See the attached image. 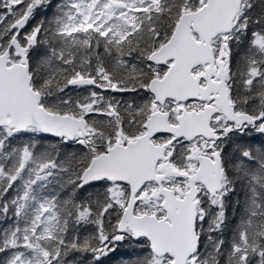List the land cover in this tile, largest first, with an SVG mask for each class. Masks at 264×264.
<instances>
[{"label": "snow or ice", "instance_id": "obj_1", "mask_svg": "<svg viewBox=\"0 0 264 264\" xmlns=\"http://www.w3.org/2000/svg\"><path fill=\"white\" fill-rule=\"evenodd\" d=\"M0 264H264V0H0Z\"/></svg>", "mask_w": 264, "mask_h": 264}]
</instances>
